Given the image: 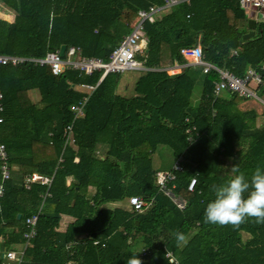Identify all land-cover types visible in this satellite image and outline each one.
<instances>
[{
  "label": "trees",
  "instance_id": "obj_1",
  "mask_svg": "<svg viewBox=\"0 0 264 264\" xmlns=\"http://www.w3.org/2000/svg\"><path fill=\"white\" fill-rule=\"evenodd\" d=\"M162 4L0 0L13 14L11 21L0 17V54L42 57L65 44L79 47L84 56L107 59L130 32L137 11ZM248 19L238 0H190L164 8L144 23V64L150 69L136 71L131 86L123 82L126 72L109 73L98 82L99 71L84 75L68 69L55 76L47 66L29 62L0 66V141L11 169L0 200V264L4 249L23 244L24 220L38 210L46 191L50 195L36 236L19 264H126L138 251L142 264H168L167 251L179 264H264V224L249 218L234 228L203 218L214 198L209 186L226 181L232 165L246 175L264 168V124L254 109L240 108L245 99L228 91L213 96L215 72L197 74L190 67L169 75L165 70L173 58L182 61L181 47L199 42L206 61L238 76L252 67L264 79V22L242 40ZM198 76L201 95L194 105ZM97 82L84 116L73 123L74 142L64 146L62 131L73 119L70 105L83 95L78 86ZM258 93L264 96V86ZM189 124L199 133L191 145L185 133ZM162 147L174 160L183 155V170L174 182V192L186 201L182 210L155 184L152 156ZM33 172L53 175L48 189L24 185V176ZM191 178L196 184L189 191ZM133 195L149 205L140 212L111 205ZM64 216L69 222L61 230ZM177 230L186 244L175 240ZM71 242L75 245L67 249Z\"/></svg>",
  "mask_w": 264,
  "mask_h": 264
},
{
  "label": "built area",
  "instance_id": "obj_2",
  "mask_svg": "<svg viewBox=\"0 0 264 264\" xmlns=\"http://www.w3.org/2000/svg\"><path fill=\"white\" fill-rule=\"evenodd\" d=\"M181 1L189 3L190 0H162V5H149L145 9H139L136 15V21L132 26L130 32L123 36L121 41L114 47L107 59L96 56H84L81 49L76 46L66 47L64 55L59 54V50L47 52L42 57H26L19 55H4L0 54V66L11 64L19 65L24 62L32 63L37 66H47L51 73L55 76L64 73L66 70H75L80 74L91 75L93 72L99 71L101 75L98 82L101 81L109 73H124L126 71H145L150 68L144 64L145 48L148 38L144 32V23L153 22L158 13L164 7H170L178 4ZM238 5L241 9L255 12L256 10L264 11V0H238ZM235 53V51H234ZM179 55L182 61L173 58L171 66L165 68L169 75L178 74L184 68L198 66L203 73L215 72L217 78L213 81L212 92L215 98L220 97L223 92H230L245 100H253L260 104L262 110L260 114V124H264V96L258 93V88L264 86V79L260 72L252 67H248L243 76H238L227 68H222L208 62L204 58L202 46L199 42L194 45L181 47ZM82 83L78 89L83 93L82 97L77 103L70 105V111L73 114L72 121L65 125L62 131L64 139V146L74 142L73 138V123L77 118L84 116V107L90 97L91 93L98 84ZM3 95L0 91V123L3 121ZM186 122H190L185 118ZM186 141L189 145L193 144L199 133L195 125L189 124L186 129ZM183 170V155L178 156L170 169L157 170L154 173V180L158 192L168 197L172 203L179 209H184L186 205L185 199L174 192L176 173ZM11 177V169L9 165L8 153L5 145L0 141V200L4 196L6 182ZM53 180V175H43L33 172L24 176V185L41 184L47 187L50 186ZM196 184V179L191 178L187 189L192 191ZM50 194L45 192L42 195V201L38 210L25 218L24 225L26 230L23 234V244L19 249H9L3 253V257L19 264L22 261L25 248L28 246L32 238L37 233V221L39 213L43 205V201ZM127 205L133 211L140 212L145 209L149 202L142 197L133 195L127 198ZM97 243V242H95ZM75 245V242L67 244V249ZM144 253V252H143ZM172 252L167 251L166 257ZM175 264V262H174Z\"/></svg>",
  "mask_w": 264,
  "mask_h": 264
},
{
  "label": "clouds",
  "instance_id": "obj_3",
  "mask_svg": "<svg viewBox=\"0 0 264 264\" xmlns=\"http://www.w3.org/2000/svg\"><path fill=\"white\" fill-rule=\"evenodd\" d=\"M231 175L221 184H211L214 194L204 208V223L236 228L249 218L257 224H264V168L257 166L250 175L241 171L238 164L230 168ZM178 243H187L183 232L173 233ZM139 252V251H138ZM134 252L126 259V264H142ZM168 264H179L174 256H167Z\"/></svg>",
  "mask_w": 264,
  "mask_h": 264
},
{
  "label": "rangeland",
  "instance_id": "obj_4",
  "mask_svg": "<svg viewBox=\"0 0 264 264\" xmlns=\"http://www.w3.org/2000/svg\"><path fill=\"white\" fill-rule=\"evenodd\" d=\"M244 12L246 13V15H248V17H250V13H251L250 11L244 10ZM160 14H161V12L159 11L158 13H156L155 16L157 17ZM4 17H6V15H4ZM6 18L9 19L8 17H6ZM253 18L256 20V22H261V21L264 22V11L263 10H258V11L256 10L254 12ZM135 76H137L136 71H126V73L124 75H122L123 82L126 80L127 82L130 83V82L134 81V79L136 78ZM131 85H132V83H130V86ZM130 91L131 90H129L128 93ZM222 94H224V92ZM200 95H201V82L199 80H197L195 82L194 88L192 90V102L194 105L196 103H198ZM244 102L245 101H243L239 104V106L242 109L249 107ZM152 157H153V165L152 166L154 169H157V170L169 169L174 162V158L171 154V150L167 147H162V148L158 149ZM120 206H124V204H121ZM124 207L127 208V205H125ZM17 249L18 248L15 247L14 250H17ZM5 250L6 249H4L3 252H5ZM3 264H16V263L3 257Z\"/></svg>",
  "mask_w": 264,
  "mask_h": 264
},
{
  "label": "crops",
  "instance_id": "obj_5",
  "mask_svg": "<svg viewBox=\"0 0 264 264\" xmlns=\"http://www.w3.org/2000/svg\"><path fill=\"white\" fill-rule=\"evenodd\" d=\"M164 8H166V7H164ZM164 8H162L161 10H160V12L162 13L163 11H164ZM4 15H6V17H8L9 19H7L6 17H4ZM0 17H2V18H4L5 20H7V21H11L12 20V17H13V14L11 13V11H9V10H7L4 6H1L0 5ZM257 23V22H256ZM128 34V33H127ZM169 66H171V64L169 65ZM169 66H167V67H169ZM166 67V68H167ZM190 68V67H189ZM194 73H199V70L201 69L200 67H198V66H193V67H191L190 68ZM197 80H199L200 81V77L198 76V78L196 79V81ZM201 82V81H200ZM244 103H246L249 107L248 108H245V109H254L255 110V112L259 115V118L261 117L260 116V114H261V110H262V108H261V106H260V104H258L257 102H255V101H253V100H245V102ZM197 104V103H196ZM241 108V107H240ZM160 170H166V169H160ZM121 204H124V206L125 205H127V202L125 201V200H123V201H121V202H117V203H113V204H111L112 206H120ZM124 206H121V207H124ZM127 207H128V205H127ZM129 208V207H128ZM69 222V219H68V217H66V216H64L62 219H61V223H60V229L61 230H63V229H65V227H66V225H67V223ZM12 227V225H8L6 228H11ZM20 248V247H19ZM18 248V249H19ZM5 258V257H4ZM12 261V260H11ZM12 262H14V261H12Z\"/></svg>",
  "mask_w": 264,
  "mask_h": 264
},
{
  "label": "water",
  "instance_id": "obj_6",
  "mask_svg": "<svg viewBox=\"0 0 264 264\" xmlns=\"http://www.w3.org/2000/svg\"><path fill=\"white\" fill-rule=\"evenodd\" d=\"M253 16H254V12H251L250 17L247 21L248 31L242 35V40L250 39L255 33L254 29L256 27V20L253 18ZM65 49H66V45L62 44L59 48V54L61 56L64 55ZM145 52H147V49H145ZM20 217H21V215L17 214V218H20ZM2 257H3V254H2Z\"/></svg>",
  "mask_w": 264,
  "mask_h": 264
}]
</instances>
